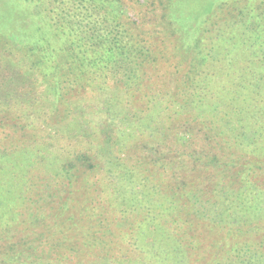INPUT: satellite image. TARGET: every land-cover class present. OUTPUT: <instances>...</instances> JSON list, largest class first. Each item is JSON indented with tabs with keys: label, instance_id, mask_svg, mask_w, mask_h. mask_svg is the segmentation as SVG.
Here are the masks:
<instances>
[{
	"label": "trees",
	"instance_id": "trees-1",
	"mask_svg": "<svg viewBox=\"0 0 264 264\" xmlns=\"http://www.w3.org/2000/svg\"><path fill=\"white\" fill-rule=\"evenodd\" d=\"M13 1L15 2L10 1L7 5L2 3L0 6V63L8 65L5 71L16 75L20 83L27 81L29 91L25 90L23 85L19 87L21 94L12 96L5 93V86L0 85V135L5 133L2 138L6 139L0 146V220H6L8 227L15 224L16 211L13 208H17L15 203L19 200L14 189L1 194L3 184H8L6 179L17 169L16 158L21 149L7 146V139L16 141L17 135L28 134V131L37 133L40 129L45 133V130L42 131L43 127L47 132L53 129L52 125L56 123L60 107L68 109V98L72 99L74 88L87 86L91 91L90 98L96 99L98 95L94 91L98 89L102 92L117 83L122 86V92L125 94L122 99L126 107L130 108L133 104L131 110L141 112L142 116L148 114L144 118L139 116L141 121L135 125L138 128L136 132L139 133L140 128H143L145 132H149V140L158 138L163 142L168 139L170 132L169 144H164L170 149L172 159L165 165L171 173L176 169L177 174L171 176L166 172L143 168V184L138 190H132L120 205L124 214L138 212L139 217L119 226V235H111L112 242L103 240L106 244L103 250V264H117L113 262L129 259L127 251L135 242L139 245L145 242L150 246L152 251L147 253L152 254L150 256L158 261L157 264H264V222L258 221L259 225L252 226L261 235H245L249 233L248 230L234 228L243 227L236 219L251 225L248 221H251L253 216L250 217L249 213L255 214L256 206L264 201V187L261 189L259 186L264 185V129L258 125L260 119H264V92L261 89L264 87V79L260 73L264 61L256 60L258 64H254L255 61L247 60L240 68L238 76H232L231 73L227 76V84L231 86L234 83L233 91L230 88L228 93L214 92L210 88V76L214 73L205 74V71L215 67V63L219 71L235 70L238 66L237 62H228L226 58L233 52L228 49L229 44L234 41V45H239L234 40L233 30L223 34L219 32V35L209 38L201 54L200 63L189 66L176 87L172 88L161 77L146 72L147 66L139 61L142 54L134 55L133 62L129 60L120 35L103 37V33L101 35L94 30L86 39L82 36V31L79 33L74 28L72 21L59 19L71 2L78 6V0H57L50 5L48 14L44 17L21 11L35 6L40 0ZM107 12L112 14L113 11ZM39 19L47 29L42 36V30L37 29ZM246 37L247 41L235 50L241 53L247 51V54L254 56L253 51L248 53L252 48L250 42L259 40L260 33L249 30L242 39L245 40ZM15 38L21 43L20 53L8 45L9 41ZM103 40L106 43H103ZM61 42L67 45L68 52H73L74 62H63L56 58L57 47ZM212 52L217 57L207 61ZM122 58L125 67H122L118 60ZM24 59L30 64L25 65ZM206 61L209 66H206ZM20 63L28 74L25 69H21ZM10 64L12 70H9ZM156 71L160 72L158 66ZM227 96L229 104L233 105L234 102L236 110L232 107L230 117L235 119H230L227 113H223L217 124L212 113L217 110L218 115L220 114L222 100ZM5 100L7 102H3ZM210 100H215L219 109H209L212 103ZM135 104H143L145 109L137 110ZM105 110L108 115L111 114L109 110ZM260 111L262 113L258 115ZM73 116L69 118L70 126L73 125L70 123L75 122ZM227 120L228 125H225L224 121ZM37 121L42 123L39 128L34 126ZM261 121L263 125L264 120ZM157 123L159 124L156 125ZM128 125L120 122L113 130L114 138L117 139L115 143L124 137L126 138L123 140L129 139L131 143L123 145L126 149L135 145L137 136H145L144 131L136 134L133 125ZM185 126L189 128L188 131L183 130ZM127 129L132 130L131 133H128ZM103 133L105 134V131ZM199 134L204 135L207 141L210 139L217 142L222 137L228 143L226 156L232 163L225 164L222 172L218 168L219 158L209 150L205 152L198 149L199 142L196 138ZM106 136L109 140L110 136ZM30 152L28 156L32 157ZM189 163L193 165H188ZM231 165L236 168L233 179L237 177L238 182L242 184L240 189L234 190V196L227 190L212 192L204 186V182H208V185L219 181L226 182ZM58 168L52 179L44 181L45 184L43 181L41 185L29 182L21 192L27 194L23 203H27L29 196L33 195L37 200L49 199L46 204H54V212L49 213V208L46 209L47 213L41 209L37 213L42 219L39 221L48 216H52L53 220L63 217L68 230L75 231L79 228V232H84L86 224L89 223L84 220L85 228L79 227L71 202L76 193L84 194L86 183L83 181L82 188H76L74 175L67 171V165L62 163ZM207 172L212 178H206ZM117 174L114 171V175L110 177L116 179ZM92 180L94 184L95 180ZM33 188L36 192H31ZM218 198L223 199L221 201ZM137 199L147 206L140 204L144 206L141 209L133 206ZM86 202L78 204L91 221L95 218L97 208L90 207ZM217 204H220V209L215 212ZM132 217L137 218L135 215ZM114 221L112 218L110 225L114 226ZM162 221L164 225H161ZM2 225L5 223L0 222V226ZM9 238H12V235L0 239V264H21L19 260L25 255L19 253V248L25 246L28 240L24 241L21 237L17 242H6ZM45 242L49 248L45 250V256H48L47 260L51 264L52 260L59 262L71 259L76 253L74 248H93L100 242V238L99 235H67V232L63 231L61 235H47ZM38 248H27L28 257L36 255ZM115 248H120L119 252L115 251Z\"/></svg>",
	"mask_w": 264,
	"mask_h": 264
},
{
	"label": "rangeland",
	"instance_id": "rangeland-1",
	"mask_svg": "<svg viewBox=\"0 0 264 264\" xmlns=\"http://www.w3.org/2000/svg\"><path fill=\"white\" fill-rule=\"evenodd\" d=\"M10 1L15 2L13 0H0V6L2 3L3 5L10 4ZM55 1L57 0H40L35 6L27 9L25 8L21 11L31 12L38 16L43 15L44 17L48 14L50 5L53 4V2L55 3ZM78 1L80 2L78 6L71 2L66 7L65 14H61L59 19L62 21H72L74 28L79 33L82 31V36H85L86 39L94 30L100 32L101 35L103 33V37L108 36L112 38L113 35L116 37L120 35L123 41L122 45L126 47L129 60L133 62L134 55L138 56L142 54V56L140 55L139 61L144 62V65L147 66L146 72H151L153 76L156 74L158 77H161L167 85L172 88L176 87L183 74L189 69V66L200 63L201 54L204 52L209 38L219 35V32L223 34L233 30L234 40H236L239 45H234L235 42L232 41L228 49L231 50V52L233 50V52L226 58L228 62H237L238 66L235 67V70L232 69L230 71L221 69L219 71V67H216L215 63V67L205 71V74L214 73V75L210 76L212 78L210 79V88H212L214 92L221 93L228 89L230 90V88L233 91L235 89L234 83L231 86L227 84V76L229 73H231L232 76H238L240 68L247 60L255 61L254 64H258L256 60H260V62L264 61V0ZM109 10L113 11L112 14L107 12ZM105 13L109 15H105ZM38 21L39 27L37 29L42 30V36L47 29L44 27V22L41 23L40 19ZM249 30L260 33L259 40L255 39V41H253L254 43L250 42L252 48L248 53L253 51L255 53L254 56L247 54V51L246 53H241L235 50L238 46L247 41L249 35L245 40L242 39V36L245 37L246 32ZM103 43L106 42L103 40ZM9 44L15 52L20 53L22 46L18 40L16 41V38L15 40L12 39L11 42L9 41L8 45ZM37 45L39 46V43ZM224 45H226V43H224ZM66 47L67 45L63 44V42L58 45L56 58L63 62L69 61L72 63L74 62L73 52H68ZM75 48L76 45L74 50ZM215 57H217L216 54L212 52L207 61ZM219 58L223 59V57ZM118 60L121 66L125 67L124 59ZM207 61L206 66H209ZM23 63L25 65L30 64V62L25 59ZM20 65L21 69H25L28 74L26 68L21 63ZM157 66L160 71L159 73L156 71ZM6 69H8V65L6 66L0 63V85L5 86L3 87L5 93L11 94L12 96L18 93L21 94L19 87L23 85V88L29 91L27 81H25L24 84H22V81L20 83L18 77L12 75L11 72L5 71ZM9 70H12L11 64ZM260 73L264 79V67L261 69ZM118 85L119 84L116 83L112 86L113 88L104 89L102 92L97 89V92L94 91V93L98 95L96 99L90 98L91 91L87 86L84 88L76 87L73 90L72 99L68 98V109L65 110L63 106L60 107L56 115V123L52 125L53 129L47 132L46 128L44 129L43 127L42 131L44 132L45 130V133H42L40 129L37 133L28 131V134L17 135L16 141L7 139V146L21 147V149L16 158L17 169L13 170V172H11L12 175H9V178L6 179L8 184H3L1 194H4L6 190L14 189L17 191L19 200L15 203V207L17 208H13L14 211H16L15 224L8 227L6 220H0V222L5 223V225L0 226V239L4 236L12 235V238H9L6 242L14 243L19 241L21 237L24 241L28 240L25 246L23 245L19 248V253L22 252L25 255L23 259L19 260L21 264H49L50 262L47 260L48 256H45V250L49 249L48 246L45 245L46 237L47 235H61L63 231H66L67 235H99L100 242L93 248L90 246V249L80 247L78 250L74 248L76 253L71 256V259L68 258L67 260L64 259L59 262L52 260L51 264H103V253L105 252L103 250L106 247L103 240L112 242L113 237L111 235H119V231L117 230L119 226L128 223L130 219L131 221H135L139 217L138 212L137 214H124L120 210V205H122L124 199L129 196L128 194L132 193V190H138L143 184L141 181L145 175L143 168L146 167L149 171L154 169L156 172H166L171 176L172 174H177L176 169L171 173L169 167L165 165L172 159L170 149L164 144H169V140L171 139L170 132L165 142L158 138L149 140V132H145L143 128L139 127V133L144 131L145 136H137L134 146L131 148L128 147V149L124 148V144L131 143L129 139L123 140L126 137L120 142L115 143L117 139L114 138L113 130L117 124L122 122L123 125H133L134 132L139 134L136 132L138 128L135 127V125H138L141 121L139 116L144 118L148 115L145 113L144 116H142L143 114L137 111L138 109H145L143 104H135L137 112L131 110L134 106L133 104L130 108H127V105L122 99L125 98V94L122 92V86ZM261 89L264 92L263 86ZM227 99L228 96L222 100L223 106H220L219 115L217 110L215 113H212V115H214L213 120L217 124L220 122L219 117H221L223 113H227L230 117L232 107L233 110H236L234 102L233 105H231L228 103ZM7 100L3 102H7ZM19 100L20 99H17V101ZM210 101H212V103L209 109L214 110V107L219 109L215 100ZM124 107H126V109ZM104 108L109 110L111 114L108 115ZM262 111H260L258 115H260ZM72 115H74L75 122L70 124H73V127L69 125V118ZM230 119L235 118L232 116ZM261 120L264 119H260L258 125L264 129V124L261 125L263 122ZM143 122L144 120H142L141 123ZM224 122L225 125H228V120ZM41 124L40 121H37L34 123V126L39 128ZM158 124L159 123L156 125ZM183 128L184 131L189 130L186 126ZM103 131H105V134ZM127 131L131 133L132 130L127 129ZM4 135L5 133H3L2 136L0 135V146H2L6 140L2 138ZM106 135L110 136L109 140ZM196 141L199 142L198 149H202L205 152L209 150L220 159L218 168L221 172L225 168V164L231 162L228 156H226L228 143L224 141V138H219L217 142L210 139L207 141L204 135L199 134L197 135ZM202 146H204V148H201ZM23 151L27 152L19 154ZM29 152L32 157L28 156ZM86 160L87 162H85ZM62 163H65L68 169L66 170L71 171L70 173H72V176L74 175L76 188H82L83 181L86 183L84 194L83 192L76 193L74 198L72 197L73 202H71L74 216L79 227L85 228L84 220L89 223L86 224L87 228L84 232H82V230L79 232V228H76L75 231L68 230L67 223L64 222L63 217H57L53 220L52 216H48L45 220L39 221L42 219L37 213L40 212L41 209L46 213V209L48 208L49 213H51V211L54 212L55 205L46 204L49 199L37 200V197L34 198L35 196L33 195L29 196L31 199H29L30 202L23 203L26 193L24 194L21 192L25 190L28 183L33 182L36 185H41V181H43L45 184L44 181L52 179L53 175L58 172L59 165ZM188 165L192 166L193 163H189ZM235 169L233 165L230 166V171L227 173L229 179L225 180L226 182H217L218 187L215 188L217 183L208 185V182L206 184L204 182V186L212 192L213 190H227L234 196V190L242 187L237 177L233 179ZM114 171L116 174L118 173L116 179L110 177L114 175ZM205 176L209 179L212 178L209 172L205 173ZM262 177L264 179V176ZM92 179L95 180L94 184H92ZM50 181L51 180H49V182ZM0 186L2 185L0 184ZM259 186L261 189L264 187V185ZM113 189L115 191H113ZM31 192L36 191L33 188ZM113 192H115L114 195ZM218 199L222 201L223 198ZM85 200H87V202ZM80 202H86L90 207L97 208L95 209L94 219L89 221L90 217H88V214L81 211ZM140 204L143 203H140L137 199L133 206L140 209L141 207L147 206L146 204H143L144 206ZM219 209L220 204H217L214 211L218 212ZM255 212V214L249 213L250 217L253 216V219L248 221V223L251 222V225H247V223L236 219L238 224L243 227L234 228L248 230L249 233L245 235H261L252 226L259 225L260 221L264 222V201L261 205L258 204L256 206ZM133 215L137 218L132 217ZM112 218L116 221L114 226L110 225ZM161 225H164V221L161 222ZM103 235L107 236L105 237ZM21 242L22 240L19 243ZM141 243L142 244L139 245L138 242H135L133 243L134 246L129 247L127 251V255H130L129 259L127 258L125 261H120L119 259L118 262L113 263L157 264L158 261L156 259L154 260L153 256H150L152 254L147 253L152 251L150 249L151 247L147 246L145 242ZM29 247H39V252L34 256L28 257L26 251ZM125 249L127 248H124V250ZM63 250L62 248V251ZM118 250H120V248H115V251ZM61 259H63V257ZM6 264L10 263L8 262Z\"/></svg>",
	"mask_w": 264,
	"mask_h": 264
}]
</instances>
